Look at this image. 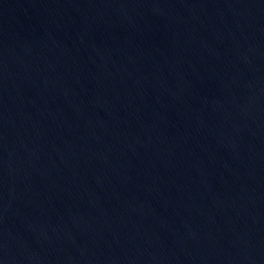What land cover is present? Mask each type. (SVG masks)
<instances>
[{
    "label": "water",
    "instance_id": "95a60500",
    "mask_svg": "<svg viewBox=\"0 0 264 264\" xmlns=\"http://www.w3.org/2000/svg\"><path fill=\"white\" fill-rule=\"evenodd\" d=\"M0 264H264V0H0Z\"/></svg>",
    "mask_w": 264,
    "mask_h": 264
}]
</instances>
